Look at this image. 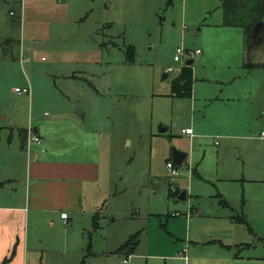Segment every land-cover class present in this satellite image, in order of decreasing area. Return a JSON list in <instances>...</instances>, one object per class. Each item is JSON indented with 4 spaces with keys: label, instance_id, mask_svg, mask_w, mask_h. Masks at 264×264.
<instances>
[{
    "label": "rangeland",
    "instance_id": "rangeland-1",
    "mask_svg": "<svg viewBox=\"0 0 264 264\" xmlns=\"http://www.w3.org/2000/svg\"><path fill=\"white\" fill-rule=\"evenodd\" d=\"M57 1L55 10L47 0H0V147L16 150L17 130L31 122L56 118L60 130L67 99L76 100L86 113L74 116L81 129L96 134L72 132L51 154H92L99 183L90 213H70L66 234L47 222L53 243L42 240L29 264H124L128 251L120 249L132 239L127 264H184L183 252L185 264H264V183H256L264 179V145L228 144L217 136L224 130L213 106L171 96L182 59L176 49H201L198 29L223 24L220 0ZM65 13L67 23L57 18ZM261 22L253 54L263 62L264 14ZM209 72L212 80L220 73ZM255 122L258 132L264 116ZM186 127L193 141L180 134ZM172 149L187 154L175 177L166 166Z\"/></svg>",
    "mask_w": 264,
    "mask_h": 264
},
{
    "label": "crops",
    "instance_id": "crops-1",
    "mask_svg": "<svg viewBox=\"0 0 264 264\" xmlns=\"http://www.w3.org/2000/svg\"><path fill=\"white\" fill-rule=\"evenodd\" d=\"M47 3L49 8L58 9L57 0H47ZM16 5H21L23 9L22 3ZM84 9L85 7L81 12L84 13ZM43 11L46 14L48 9ZM25 14L24 7V17ZM67 16L68 13H65L57 18H63L67 23ZM89 17L88 12L78 21H86ZM216 27L205 31L198 29L201 49H197L200 53L196 55L197 65L195 64L194 73L191 65L195 60L188 59L193 60L190 65L193 96L191 94L190 100L193 97L194 103L202 102L209 107L213 106V110L219 112L224 133L218 132L217 136L224 137L228 144L232 140L240 139L250 144L264 145V139L259 138L264 127L259 128L258 132L257 129L254 130L256 118L259 115L264 116V61H258L253 54V48L258 41L252 49L245 50L241 28L223 25ZM182 68L184 67H180V70ZM201 68L204 70L199 74L198 70ZM215 69L220 73L212 80L209 70ZM67 101L68 108L63 119L66 127L62 125L61 129L57 130L56 118L36 122L34 125L31 122L27 128L17 130L20 145L16 150L0 147V264H29V261L31 263L34 254L40 252L42 240L53 243L52 233L45 232L44 226H48L49 222L53 227L57 224L66 234L71 227L70 213L75 219L78 215L86 218V213H90V190H96L98 187L99 162L92 154L84 156L81 150L68 151L63 156L60 153L51 154L55 141H68L72 132L90 140H93L91 134H96L81 129L78 119L74 116L86 117V113L83 110L80 115H76L73 109L78 107V102L70 98ZM29 128L41 139L39 145L27 144ZM192 134L194 139V129ZM13 136H10L7 142L13 143ZM216 142L214 145H218ZM257 161L260 162L258 159ZM192 170L193 174L200 177L197 165ZM256 181L264 183V179ZM258 207H261V204ZM61 213H67V220L60 218ZM131 255L133 254L125 259ZM179 259L186 263L184 252Z\"/></svg>",
    "mask_w": 264,
    "mask_h": 264
},
{
    "label": "trees",
    "instance_id": "trees-1",
    "mask_svg": "<svg viewBox=\"0 0 264 264\" xmlns=\"http://www.w3.org/2000/svg\"><path fill=\"white\" fill-rule=\"evenodd\" d=\"M223 12V26L238 27L243 30L244 48L252 49L258 37V31L264 14L263 0H220ZM132 49L126 51V61L132 63ZM130 54V56H128ZM192 74L190 66L180 70L178 77L172 82L173 97H191L192 94ZM134 239L121 247L120 251L126 252V256L133 254ZM133 246V248L131 247ZM6 262H3L5 264Z\"/></svg>",
    "mask_w": 264,
    "mask_h": 264
},
{
    "label": "built area",
    "instance_id": "built-area-1",
    "mask_svg": "<svg viewBox=\"0 0 264 264\" xmlns=\"http://www.w3.org/2000/svg\"><path fill=\"white\" fill-rule=\"evenodd\" d=\"M176 52L182 58V59H180V67H187L185 65V61L188 60V59H192L195 55L200 53L199 50L191 51V50H186V49H184L182 47L181 48H177ZM170 71H173V69L172 68H167L166 69V72H170ZM15 92L17 94H19V95H29V93H30L29 89H22V90L15 89ZM180 134L181 135H185V136H187L189 138L193 137L192 129H190V128L182 129L180 131ZM259 138L260 139H264V130L260 132ZM30 143L36 144V145H39L41 143V139L39 138V136H37L35 133L32 132L31 128L28 129V134H27V144H30ZM216 144H217V142H216ZM166 166H167L168 170L171 172L172 176L175 177V176L178 175L177 167H176V165L174 163L167 162ZM188 168H190V167L188 166ZM60 218L63 219V220H67V213H61L60 214ZM128 259H129V257L127 259H125L123 261V263L124 264L128 263L129 262Z\"/></svg>",
    "mask_w": 264,
    "mask_h": 264
},
{
    "label": "water",
    "instance_id": "water-1",
    "mask_svg": "<svg viewBox=\"0 0 264 264\" xmlns=\"http://www.w3.org/2000/svg\"><path fill=\"white\" fill-rule=\"evenodd\" d=\"M172 0H168V3H171ZM264 3V0H263ZM193 63V60H188L185 62L186 66H190ZM82 112L81 108L78 106L76 107L74 113L76 115H80ZM166 128H160L159 132L162 134L164 132H166ZM171 158H172V162L176 165V166H181L183 164V162L185 161V159L187 158V154L185 152H181L179 150L176 149H172L171 152ZM185 191L180 192L179 196H178V200L180 201H184L185 200Z\"/></svg>",
    "mask_w": 264,
    "mask_h": 264
}]
</instances>
